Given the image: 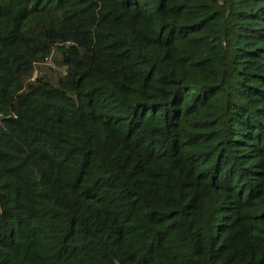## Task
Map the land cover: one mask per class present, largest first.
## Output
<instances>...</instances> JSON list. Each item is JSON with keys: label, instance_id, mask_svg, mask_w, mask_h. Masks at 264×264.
Returning a JSON list of instances; mask_svg holds the SVG:
<instances>
[{"label": "trees", "instance_id": "obj_1", "mask_svg": "<svg viewBox=\"0 0 264 264\" xmlns=\"http://www.w3.org/2000/svg\"><path fill=\"white\" fill-rule=\"evenodd\" d=\"M0 264H264V0H0Z\"/></svg>", "mask_w": 264, "mask_h": 264}, {"label": "rangeland", "instance_id": "obj_2", "mask_svg": "<svg viewBox=\"0 0 264 264\" xmlns=\"http://www.w3.org/2000/svg\"><path fill=\"white\" fill-rule=\"evenodd\" d=\"M40 67H37L38 69L41 68L42 71L48 73V74H53V73H56L60 68L57 67L52 59L49 57H47V59H45L40 65ZM35 72H33V74H35Z\"/></svg>", "mask_w": 264, "mask_h": 264}]
</instances>
